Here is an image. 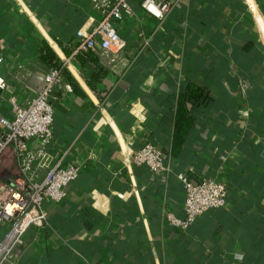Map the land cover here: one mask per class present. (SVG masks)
I'll return each instance as SVG.
<instances>
[{
	"label": "crops",
	"instance_id": "obj_1",
	"mask_svg": "<svg viewBox=\"0 0 264 264\" xmlns=\"http://www.w3.org/2000/svg\"><path fill=\"white\" fill-rule=\"evenodd\" d=\"M170 1L163 21L132 1L117 24L125 45L104 66L71 55L76 31L98 18L89 0H0V114L42 87L49 48L63 69L49 162L84 164L27 232L19 264H264V0ZM189 88L202 96L187 103L194 122L174 155L177 100ZM145 143L162 150L167 171L126 166ZM179 172L228 190L224 207L185 230L164 216L183 214ZM16 173L9 148L0 180Z\"/></svg>",
	"mask_w": 264,
	"mask_h": 264
},
{
	"label": "built area",
	"instance_id": "obj_2",
	"mask_svg": "<svg viewBox=\"0 0 264 264\" xmlns=\"http://www.w3.org/2000/svg\"><path fill=\"white\" fill-rule=\"evenodd\" d=\"M89 1L98 18L92 20L88 28L76 31L71 55L91 53L98 58L99 65L104 66L114 64L125 45L117 24L125 14L132 12V1L159 21H163L172 8L170 0ZM62 79V67L51 66L34 96L22 105L10 98L11 117L0 114V157L11 148L17 167L15 175H3L0 180V264H19L17 251L29 229L45 224L46 204L61 202L67 195V186L84 167V164L49 162L47 148L52 144L54 115L51 98ZM65 86L70 90L69 85ZM4 88L5 80L0 73V89ZM247 88V82L241 79L239 92L245 94ZM125 164L127 167L143 165L153 173L168 170L162 150L151 143L130 153ZM176 179L184 192V205L182 216L164 211L171 227L185 230L203 213L225 206L228 190L224 183L195 178L185 172L177 173Z\"/></svg>",
	"mask_w": 264,
	"mask_h": 264
},
{
	"label": "trees",
	"instance_id": "obj_3",
	"mask_svg": "<svg viewBox=\"0 0 264 264\" xmlns=\"http://www.w3.org/2000/svg\"><path fill=\"white\" fill-rule=\"evenodd\" d=\"M45 51L44 60L47 61L50 66L61 67V63L55 54L49 48H46ZM201 96V88H189L186 92L179 94L176 105L171 147L172 153L174 155H177L181 152L185 137L187 136L194 122L193 116L191 115V110L187 108V103L189 102L192 104L194 100H198Z\"/></svg>",
	"mask_w": 264,
	"mask_h": 264
},
{
	"label": "rangeland",
	"instance_id": "obj_4",
	"mask_svg": "<svg viewBox=\"0 0 264 264\" xmlns=\"http://www.w3.org/2000/svg\"><path fill=\"white\" fill-rule=\"evenodd\" d=\"M19 252H20V251L18 250V251H17V257H18Z\"/></svg>",
	"mask_w": 264,
	"mask_h": 264
}]
</instances>
